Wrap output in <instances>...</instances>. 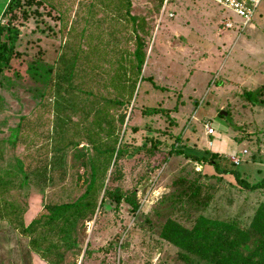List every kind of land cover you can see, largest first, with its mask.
Returning a JSON list of instances; mask_svg holds the SVG:
<instances>
[{
  "label": "rangeland",
  "instance_id": "rangeland-1",
  "mask_svg": "<svg viewBox=\"0 0 264 264\" xmlns=\"http://www.w3.org/2000/svg\"><path fill=\"white\" fill-rule=\"evenodd\" d=\"M90 1L61 0L59 5L68 27L63 34L59 23L43 9L38 8L34 14L33 5L28 19L19 26L17 50L26 59H32L39 51L49 63L60 52L68 56L81 47L85 51L96 33L82 20L74 23L73 18L77 5L76 13L82 16L87 11L84 5ZM263 3L264 0L252 21L241 28V18L210 0H170L163 12L152 0H132L131 14L145 18L149 26L142 71L146 80L140 83L130 105L115 112L123 116L118 128L122 143L132 154L118 160L105 183L109 192L119 190L126 200L134 195L137 209L132 211L128 202L115 207L105 198L104 205H110V209L103 212L102 206L91 218L76 223L71 237L77 238L81 252L71 258L72 264H189L180 256V249L161 237L168 219L189 229L202 216L234 223L245 230L256 211L264 206V190L241 189L231 175L220 176L208 163L176 153L182 151L205 159L216 154L221 167L232 169L249 184L264 179V94L258 103L244 97V93L264 85ZM4 5L5 0H0V18ZM224 20L230 21L232 28H222L220 23ZM128 47L131 49L132 45ZM33 86L29 80H14L0 87V139L21 116L38 111V101L28 91ZM100 89L105 93L104 88ZM151 108L165 113L142 114ZM221 112L226 114L220 115ZM80 116L78 112L63 113L66 127L57 136L56 108L52 105L47 115L52 123H46L41 130L58 140H73L87 156L90 149L82 136L72 131ZM206 123L213 128L214 136L205 134ZM149 140L158 145L153 146ZM207 143L212 144L211 148ZM134 148L141 150L134 152ZM75 149L69 147L65 151L63 181L43 190L25 185L11 191L10 199L20 210H26V223L44 203L72 202L84 191L87 172L73 159ZM243 150L247 153L240 156ZM21 151L0 144V173L13 166L14 153ZM48 154H53L51 146ZM232 154L240 157L238 166H231ZM110 174L112 182H108ZM0 264L44 262L28 249L26 238L0 221Z\"/></svg>",
  "mask_w": 264,
  "mask_h": 264
},
{
  "label": "trees",
  "instance_id": "trees-1",
  "mask_svg": "<svg viewBox=\"0 0 264 264\" xmlns=\"http://www.w3.org/2000/svg\"><path fill=\"white\" fill-rule=\"evenodd\" d=\"M152 1L162 8L163 0ZM59 3L61 0H5L0 18V87L14 80H29L34 86L28 91L38 101V111L21 116L17 124L8 129L6 137L0 139V144L5 143L14 151L22 149L20 153H14L13 166L0 173V221L26 238L28 249L44 264H72L71 258L78 257L81 252L77 238L71 237L76 223L91 218L102 206L103 212L110 209V205H104L106 200L115 207L128 202L132 211L137 209L134 195L126 200L119 190L109 192L105 181L112 167L115 171L118 160L132 154L122 143L118 128V123H123V116L115 112L130 105L140 83L146 80L142 71L147 54L145 38L150 36L145 18L131 14L132 0H91L84 5L86 14L79 16L77 5V15L75 17L74 13L73 18L74 23L82 20L96 33V38H91L85 51L81 47L80 51L75 49L68 56L60 52L52 63L47 62L39 51L32 59H26L16 48L19 26L28 19L31 7L36 5L33 13H37L38 8L43 9L51 20L59 23V31L63 34L67 27L66 15ZM154 88L159 89L156 85ZM263 94L264 85L256 91L244 93V97L248 102L258 103ZM52 105L56 108L57 136L66 127L63 113L81 114L72 131L82 136L90 149L89 155L77 149L79 144L74 145L73 140H58L59 137L41 130L46 123H52L47 118ZM161 113L165 112L160 108L142 112L147 116ZM65 118L71 121L70 116ZM149 141L155 147L158 145L157 141ZM50 146L51 156L48 154ZM69 147L76 148L73 159L87 172L84 191L72 202L44 203L26 223V210H20L14 199H10L11 191L25 185H36L43 190L63 181L66 174L62 166ZM139 150L133 149L134 152ZM176 153L195 162L208 163L220 176L231 175L241 189L264 190V179L249 184L232 169L221 167L216 154L205 159L182 151ZM112 174L108 182L113 181ZM28 215L29 211L26 217ZM161 237L180 249V256L189 264H264V206L256 211L245 230L234 223L201 216L189 229L168 219Z\"/></svg>",
  "mask_w": 264,
  "mask_h": 264
},
{
  "label": "built area",
  "instance_id": "built-area-1",
  "mask_svg": "<svg viewBox=\"0 0 264 264\" xmlns=\"http://www.w3.org/2000/svg\"><path fill=\"white\" fill-rule=\"evenodd\" d=\"M170 0H163V6H162V12L165 9V6L169 3ZM214 4H217L219 6H222L223 8H226L228 10H231L236 16L242 19V25L241 28L248 25L260 5L262 0H210ZM169 16H172L169 14ZM220 26L225 29L232 28V23L228 20H224L220 23ZM193 119H195L193 117ZM204 132L207 136H214V130L211 127L210 124L206 123L203 126ZM211 143H207V147L211 148ZM247 153L246 150H243L240 154V156L245 155ZM241 162V159L238 155L232 154L231 156V163L234 166H238Z\"/></svg>",
  "mask_w": 264,
  "mask_h": 264
},
{
  "label": "water",
  "instance_id": "water-1",
  "mask_svg": "<svg viewBox=\"0 0 264 264\" xmlns=\"http://www.w3.org/2000/svg\"><path fill=\"white\" fill-rule=\"evenodd\" d=\"M225 114H226V113H224V112H221V113H220V115H225ZM88 221H89V220H88ZM88 221H87V222H88Z\"/></svg>",
  "mask_w": 264,
  "mask_h": 264
},
{
  "label": "crops",
  "instance_id": "crops-1",
  "mask_svg": "<svg viewBox=\"0 0 264 264\" xmlns=\"http://www.w3.org/2000/svg\"><path fill=\"white\" fill-rule=\"evenodd\" d=\"M262 1H263V0H262ZM262 1H261V2H262ZM263 4H264V3H263Z\"/></svg>",
  "mask_w": 264,
  "mask_h": 264
}]
</instances>
